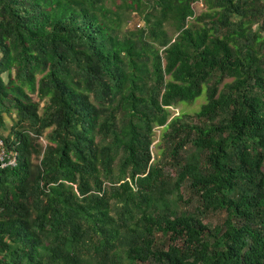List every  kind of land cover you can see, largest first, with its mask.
Listing matches in <instances>:
<instances>
[{
    "label": "trees",
    "instance_id": "trees-1",
    "mask_svg": "<svg viewBox=\"0 0 264 264\" xmlns=\"http://www.w3.org/2000/svg\"><path fill=\"white\" fill-rule=\"evenodd\" d=\"M197 1L0 0V264H264V0Z\"/></svg>",
    "mask_w": 264,
    "mask_h": 264
},
{
    "label": "rangeland",
    "instance_id": "rangeland-1",
    "mask_svg": "<svg viewBox=\"0 0 264 264\" xmlns=\"http://www.w3.org/2000/svg\"><path fill=\"white\" fill-rule=\"evenodd\" d=\"M207 10V7L205 5H203L202 0H198L197 2L194 3V11L196 14H201V12H205ZM194 23V20H190L189 24ZM143 25V21L140 17L139 14H132L129 19L128 22L124 23V29H132V28H139L140 26ZM166 27L168 28V24L166 25ZM169 29V28H168ZM170 34H172V31L170 30L169 32ZM3 78L5 80H7V75L4 73L3 74ZM33 98L35 100H37V96L36 94L32 95ZM205 102V93L203 92L201 96H199L198 98H196L193 102L191 103H178L174 106H171L170 108H168L170 110V117L169 120L176 116V115H183V116H193L196 111H198V109L200 108V105L202 103ZM43 105V102H41V106ZM41 110V109H40ZM4 118L7 122V126L5 128V130H0L1 133L6 132L5 134L8 133V130L11 128V125L13 123V120L15 118V114L12 113L11 115H6L4 114ZM1 129V128H0ZM164 132V126H156L154 128V134H153V144H152V155H153V160L154 161H160L161 163H164V171L169 174V176L171 177H175V170L174 168L169 165V164H165V149H164V142L162 140V133ZM40 142H42V144H45V138L42 137L40 138ZM39 158L37 156L33 157V162L38 163ZM184 193V199L180 202V207L182 209H190V210H194L196 205H197V201L195 200V198L187 191V190H183ZM224 214L223 213H208L207 215L202 216L203 221L207 224H209L211 227H213V225H216L218 223H220L222 221Z\"/></svg>",
    "mask_w": 264,
    "mask_h": 264
},
{
    "label": "built area",
    "instance_id": "built-area-1",
    "mask_svg": "<svg viewBox=\"0 0 264 264\" xmlns=\"http://www.w3.org/2000/svg\"><path fill=\"white\" fill-rule=\"evenodd\" d=\"M17 164V155L14 152L7 151L2 138H0V167L11 166Z\"/></svg>",
    "mask_w": 264,
    "mask_h": 264
},
{
    "label": "crops",
    "instance_id": "crops-1",
    "mask_svg": "<svg viewBox=\"0 0 264 264\" xmlns=\"http://www.w3.org/2000/svg\"><path fill=\"white\" fill-rule=\"evenodd\" d=\"M4 120H5V118H4ZM5 125L7 126V122H6V120H5ZM6 126H5V128H6ZM0 128H1V127H0ZM5 128H4V129L1 128L0 130H5ZM9 130H10V129H9ZM9 130H8V131H9ZM0 133H1V132H0ZM5 133H6V132H4L3 134H5ZM5 135H6V134H5Z\"/></svg>",
    "mask_w": 264,
    "mask_h": 264
}]
</instances>
